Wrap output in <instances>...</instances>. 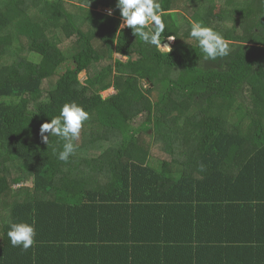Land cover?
<instances>
[{
	"label": "trees",
	"instance_id": "16d2710c",
	"mask_svg": "<svg viewBox=\"0 0 264 264\" xmlns=\"http://www.w3.org/2000/svg\"><path fill=\"white\" fill-rule=\"evenodd\" d=\"M75 2L0 0V264H264L228 235L264 229V0H159L171 51L121 30L117 0ZM190 21L228 54L205 60ZM72 101L90 119L65 163L40 128Z\"/></svg>",
	"mask_w": 264,
	"mask_h": 264
},
{
	"label": "clouds",
	"instance_id": "9594fccd",
	"mask_svg": "<svg viewBox=\"0 0 264 264\" xmlns=\"http://www.w3.org/2000/svg\"><path fill=\"white\" fill-rule=\"evenodd\" d=\"M117 8L122 17L120 29L131 28L133 35L142 39L146 44L156 46L158 49L171 48L162 44L161 34L165 30L164 15L159 0H117ZM111 15V11L108 13ZM190 38L194 39L203 53L205 60H216L228 54V42L223 35L211 26H206L202 21H190ZM172 40V38H168ZM90 114L77 102L65 103L60 109V114L43 123L40 128L42 141L48 145L51 136L59 137L63 141L62 150L54 154L59 161L67 163L74 156L78 145L80 132ZM35 221L32 223H12L7 235L13 247H21L27 251L35 244L36 237Z\"/></svg>",
	"mask_w": 264,
	"mask_h": 264
},
{
	"label": "crops",
	"instance_id": "0c3cea01",
	"mask_svg": "<svg viewBox=\"0 0 264 264\" xmlns=\"http://www.w3.org/2000/svg\"><path fill=\"white\" fill-rule=\"evenodd\" d=\"M255 205H257L256 202H255ZM234 214L237 215V213H234ZM213 216H214L213 213L207 212L205 214L206 218H204V222L206 224V228L204 230H208L209 235H211L213 233L214 229H216L215 224L219 223L218 218H212ZM213 219H216L215 220L216 222H214ZM229 233H230L229 237L232 240L235 239V242L237 244L235 243L234 245H236V246H239V247L240 246H254L253 244L249 243V242H253V241L254 242H262L264 245V229L253 228V227H251V223L249 224V227L243 226L240 229L235 228L234 230H229L228 235H229ZM207 235H208L207 232H206V235H205V233H201V238L203 241H205L207 239ZM196 236L198 239L201 240L199 234H196ZM238 240H241V242H239ZM263 254H264V251H263Z\"/></svg>",
	"mask_w": 264,
	"mask_h": 264
},
{
	"label": "rangeland",
	"instance_id": "374dc122",
	"mask_svg": "<svg viewBox=\"0 0 264 264\" xmlns=\"http://www.w3.org/2000/svg\"><path fill=\"white\" fill-rule=\"evenodd\" d=\"M65 2L68 3V4H70V5H72V4L76 5L75 0H65ZM99 11H101V12H109V11H106L105 9H103V8H100ZM168 41H169V42L167 43L168 45H172V44L175 42L174 38H172L171 41H170V40H168ZM167 44H164V45H167ZM168 45H167V46H168ZM162 50H164V51H168V50H166V49H162ZM117 57L119 58V56H117ZM34 59H37V58L34 57ZM125 59H126V58H123V60H125ZM63 71H64V69H63ZM80 78L84 81V80L86 79V73H82V74L80 75ZM144 86H145V87H148L146 83H145ZM114 94H116V92H115L113 89H110V90L104 92V93H103V96H104L105 98H107V97L112 96V95H114ZM27 184H28L29 186H32V181H31V180H28V183H27Z\"/></svg>",
	"mask_w": 264,
	"mask_h": 264
},
{
	"label": "water",
	"instance_id": "95a60500",
	"mask_svg": "<svg viewBox=\"0 0 264 264\" xmlns=\"http://www.w3.org/2000/svg\"><path fill=\"white\" fill-rule=\"evenodd\" d=\"M168 45V44H167ZM170 47V45H168Z\"/></svg>",
	"mask_w": 264,
	"mask_h": 264
}]
</instances>
